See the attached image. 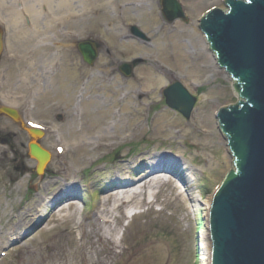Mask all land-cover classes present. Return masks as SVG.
<instances>
[{
    "label": "rangeland",
    "instance_id": "1",
    "mask_svg": "<svg viewBox=\"0 0 264 264\" xmlns=\"http://www.w3.org/2000/svg\"><path fill=\"white\" fill-rule=\"evenodd\" d=\"M8 1L29 29L22 2ZM177 1L185 21H166L160 0H115L38 38L14 40L31 65L23 86L7 94L26 116H0V137H10L0 140V264H81L84 255L103 264H202V201L231 168L215 113L237 96L209 47L207 55L191 35L206 11L225 10L223 0ZM7 26L13 35L10 18ZM85 40L98 47L92 65L76 48ZM40 54L55 56L53 76ZM129 63L124 76L120 67ZM26 64L13 61L10 80ZM173 82L196 99L189 119L164 102ZM73 116L84 117L93 138L77 141L82 124ZM31 126L43 130L34 138L50 153L39 175L27 149ZM65 139L73 148L61 155L52 145Z\"/></svg>",
    "mask_w": 264,
    "mask_h": 264
},
{
    "label": "water",
    "instance_id": "2",
    "mask_svg": "<svg viewBox=\"0 0 264 264\" xmlns=\"http://www.w3.org/2000/svg\"><path fill=\"white\" fill-rule=\"evenodd\" d=\"M223 5L225 10L211 8L198 21L216 65L237 96L215 113L231 168L211 194L207 210L209 264H264V0H223ZM160 6L166 21L186 20L177 0H160ZM76 48L92 65L96 43L80 41ZM132 67L123 64L120 71L130 76ZM163 96L169 108L189 119L196 99L180 82L167 86ZM28 132L43 134L39 129ZM28 155L36 163L34 173H43L50 153L31 142Z\"/></svg>",
    "mask_w": 264,
    "mask_h": 264
},
{
    "label": "bare ground",
    "instance_id": "3",
    "mask_svg": "<svg viewBox=\"0 0 264 264\" xmlns=\"http://www.w3.org/2000/svg\"><path fill=\"white\" fill-rule=\"evenodd\" d=\"M22 2V7H23V12L27 13L30 17V20L32 22V25L29 29L23 27V25H21L19 23V21L17 20V18L15 17L14 13L11 12V5L9 3L8 0H0V8H3L6 10L5 15H6V22L8 23L9 18H10V27L14 30V33L12 35V37L14 39H21L23 41H28L29 38H38V35H41L45 32L46 29H50V30H56L60 28V25L63 23V21H65L67 18H74V17H81L84 16V14L88 11L89 13H92L94 11H96L97 8H102V7H106L109 5H114L115 0H20ZM100 2V3H98ZM12 4L13 0H12ZM77 4H79L81 6V10L78 12L76 11V7ZM10 6V9H9ZM42 8H45L44 11L41 10ZM9 17H8V16ZM43 19H46L45 21L47 22L46 25H44L42 23V26H40V22H42ZM44 26H46V28H44ZM58 26V27H57ZM192 36L196 37V35H198V38L201 40L202 44H203V48L204 51L207 53V55H210V52L207 50L208 46L205 43V40L203 38V34H201V32L199 33L197 31V29H195L193 27L192 30ZM48 34V33H47ZM44 38L49 39L50 37L46 36ZM197 40V38L195 39ZM202 51V49H200ZM32 54V53H31ZM42 57V62L45 61V73L47 74H51L53 73L52 68H56V61L54 59H52L53 55H49V58H44L43 55H41ZM24 60L27 61V65H31V62H28L29 60V56L28 58H24L22 57ZM49 59V61H47ZM52 59V60H51ZM51 60V61H50ZM28 69V67H24V69ZM23 69V70H24ZM30 69V68H29ZM29 69L27 70L26 74L28 73ZM52 71V72H51ZM55 73L52 74V76ZM50 78H47V80ZM51 84V83H49ZM80 115L83 112V109L81 108V110H79ZM84 113V112H83ZM79 115V114H78ZM73 120L75 121H80L81 122V129L80 131H78L75 136L78 139V142H85L90 138H93L91 136V133H88L85 129L86 125H84L83 123H85L84 121V117L79 116H73ZM30 122V121H29ZM114 123L112 122L111 125H108L107 130H112L114 127ZM27 130L29 128H26ZM29 135V141L30 142H34L37 145L41 146L40 143H38L36 141V139L34 138L33 135ZM74 139V138H73ZM60 141H64V142H56L55 146L52 145L53 147H55L57 150H60V154L61 155H65L66 152L69 151V148H73V144H72V140L70 139H65V140H60ZM67 141V142H66ZM27 143V144H28ZM68 169V168H67ZM69 170V169H68ZM210 197L208 196L207 199H204L202 201V204L205 207L206 210V215H207V210L209 208L210 205ZM207 218V217H206ZM208 226V223H207ZM205 247L204 248V255L202 256V264H209V252H210V240H209V233L208 230L206 228L205 230ZM79 249H82L83 247H78ZM114 256V252L112 250L111 247H108L107 249V257L112 258ZM105 261V259H100V260H93L92 263L90 261V258L88 256L83 257L81 264H103Z\"/></svg>",
    "mask_w": 264,
    "mask_h": 264
},
{
    "label": "flooded vegetation",
    "instance_id": "4",
    "mask_svg": "<svg viewBox=\"0 0 264 264\" xmlns=\"http://www.w3.org/2000/svg\"><path fill=\"white\" fill-rule=\"evenodd\" d=\"M1 25H4L5 28H3V26ZM0 39L2 45V49L0 51V116H9L16 119L18 118V116H26V110L24 111V109H21V104L16 106L19 100L14 98L10 99V94H7L11 89L16 88L20 84L21 87L23 86L22 84L24 82L25 74L29 69V66L28 69H24V67H21L16 75L17 78L10 80L8 75L10 65L13 64V61L15 63H20V60L23 61L19 54L24 53L18 48L17 51H15V46L13 44V42H15V39L9 33V28L6 22V15L3 8L0 9ZM35 49L39 48L37 47ZM40 57H42L41 54ZM25 67H27V64ZM57 116L62 115L58 114ZM0 140L1 142L8 143L10 142V137H0Z\"/></svg>",
    "mask_w": 264,
    "mask_h": 264
},
{
    "label": "trees",
    "instance_id": "5",
    "mask_svg": "<svg viewBox=\"0 0 264 264\" xmlns=\"http://www.w3.org/2000/svg\"><path fill=\"white\" fill-rule=\"evenodd\" d=\"M131 153V152H130ZM86 200L83 198V202H85ZM200 225V224H199ZM200 228V227H199Z\"/></svg>",
    "mask_w": 264,
    "mask_h": 264
}]
</instances>
